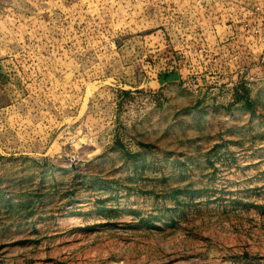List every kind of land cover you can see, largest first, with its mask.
<instances>
[{"label":"rangeland","instance_id":"obj_1","mask_svg":"<svg viewBox=\"0 0 264 264\" xmlns=\"http://www.w3.org/2000/svg\"><path fill=\"white\" fill-rule=\"evenodd\" d=\"M252 4L0 0V264H264ZM175 51L240 91L170 102Z\"/></svg>","mask_w":264,"mask_h":264},{"label":"built area","instance_id":"obj_2","mask_svg":"<svg viewBox=\"0 0 264 264\" xmlns=\"http://www.w3.org/2000/svg\"><path fill=\"white\" fill-rule=\"evenodd\" d=\"M233 9L234 8L232 7L230 9V12ZM240 10L243 11V14H247L251 16L253 19L257 20L255 22L253 21L251 24L249 22L241 23V27H244L245 29H247V31H250V34H251L250 37L249 36L245 37L244 41H242L243 44L248 43V48L249 47H251L249 49L253 48V53L255 55H258L259 49H258V46L256 45L255 40L259 34V31L264 29V5H261V4L242 5ZM198 51L200 53L202 52V50H198ZM260 52L264 53V50ZM176 53L177 52L175 51L174 56H172L175 58L176 62H182V61L184 63L188 62V64H185L184 66V70H185L184 73L182 72L180 73V75L182 76V85L185 88L187 89L195 88L196 89L198 87H206V89H208V91L210 92L228 93V94H234L240 91V88L238 87L239 83L237 81L238 70L226 71L225 67L217 65V63H220L217 61L218 59L220 60L222 59L227 62H232L233 60H232L231 55L226 57L223 54L222 55L210 54L209 56H206V59H204V63H203V66L205 65L204 68L199 70L195 66L196 62L194 61L193 58L189 60L187 59L184 60L185 57H183V55H181L180 57V55H177ZM206 62H209L208 66L206 65ZM210 62L215 63L214 66ZM173 63L175 64L174 60H173ZM176 65H179V63ZM242 70L243 68H241L239 72L242 73ZM230 73H233V74H230ZM229 76L232 77L230 81H229ZM146 100L147 98L145 97L143 101H146ZM142 104H145V102H142Z\"/></svg>","mask_w":264,"mask_h":264},{"label":"crops","instance_id":"obj_3","mask_svg":"<svg viewBox=\"0 0 264 264\" xmlns=\"http://www.w3.org/2000/svg\"><path fill=\"white\" fill-rule=\"evenodd\" d=\"M180 73H181V68L177 69L176 67L170 68V69L168 68L167 70L160 72V74H167L166 78H168L169 75H172V76L174 75V78L171 81L164 83L165 86L162 89L161 94H165L166 89L169 87H172L171 89H176L179 91V93L168 92L167 95H171L170 100H169L170 102L171 100H173L177 104L185 105L186 99L178 95L180 93H184V94L189 95L190 99L188 101H190L192 105L195 103H200L199 106L208 104L209 106H207L206 108H210L213 105L212 101L206 100L205 102H202L200 100L205 99L204 97H202L204 94L215 95V93L208 92L206 90V87H198L196 89L195 88L187 89L185 87H182V76L180 75ZM175 74H176V78H175ZM187 90L189 93L187 92ZM112 118H113L112 121H114L115 120L114 117Z\"/></svg>","mask_w":264,"mask_h":264}]
</instances>
